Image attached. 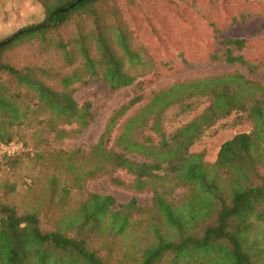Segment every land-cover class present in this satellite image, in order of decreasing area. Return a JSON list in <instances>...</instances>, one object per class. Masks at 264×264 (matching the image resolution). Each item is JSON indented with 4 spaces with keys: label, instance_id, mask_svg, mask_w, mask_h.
Segmentation results:
<instances>
[{
    "label": "trees",
    "instance_id": "obj_1",
    "mask_svg": "<svg viewBox=\"0 0 264 264\" xmlns=\"http://www.w3.org/2000/svg\"><path fill=\"white\" fill-rule=\"evenodd\" d=\"M212 2V11L227 5L226 0ZM236 19L235 12L225 16L230 24ZM71 28V38L55 41L57 32ZM212 28L222 51L210 54V61L239 64L249 75L226 73L162 89L120 125L112 140L119 120L142 100L120 107L90 151L95 168L77 175L80 182L125 170L134 182L126 185L114 179V183L137 192L150 190L152 207L144 209L134 200L120 205L111 196L92 194L76 205H66L50 220L39 210L1 199L0 264H264V83L250 78L264 60L254 57L251 62L242 53L251 46L248 39L218 42L216 36L223 29L214 24ZM32 40L55 48L68 65L80 60L61 81L60 90L48 83L55 79L49 70L18 69L9 61L10 50ZM137 40L117 0H55L45 21L0 40V143H12L14 127L29 125L32 111L65 117L81 133L89 125L91 104L79 108L72 87L102 80L115 92L133 85L151 64ZM175 53L188 61L182 52ZM173 55H166L169 64ZM138 86L145 84L141 81ZM198 96L209 97V106L167 134L162 127L164 113ZM34 97L38 102L33 103ZM238 112L252 122L251 133L224 142L214 163L206 162L203 153L190 152L208 129ZM147 131L156 134L159 142L145 135ZM19 155L5 158L10 162ZM56 178L52 176L49 187L62 192L65 205L70 190L67 185L57 189ZM181 187L188 193L176 198ZM146 210L149 216L140 217Z\"/></svg>",
    "mask_w": 264,
    "mask_h": 264
},
{
    "label": "rangeland",
    "instance_id": "obj_2",
    "mask_svg": "<svg viewBox=\"0 0 264 264\" xmlns=\"http://www.w3.org/2000/svg\"><path fill=\"white\" fill-rule=\"evenodd\" d=\"M117 1L123 8L128 24L138 36L137 45L145 49L151 64L133 85L115 92L102 80L75 84L72 88L79 108L91 104L89 125L81 133H77L80 128L77 124H67L65 117L60 118L50 111L40 114L32 111L29 125L14 127V141L0 145L22 147L18 152L20 155L9 160L10 162L5 158L10 156L0 150V200L17 204L22 209L39 210L50 220L57 218L66 205H76L92 194L111 196L120 205L134 200L144 209L151 208L153 193L150 190L137 192L114 183V179L126 185L134 182L135 177L125 170L117 169L108 175L101 174L96 178L77 181L78 174L84 175L88 169L95 168L89 159L90 151L99 142L113 114L138 98L142 100L119 120L112 140L119 134L120 125L162 89L177 82L226 73L240 72L248 76L247 69L239 64L210 61V54L222 51L216 45L212 24L223 29L216 36L218 42L230 38L248 39L251 46L242 53L249 56L251 62L254 57L264 60V12H261L264 0H226V6L216 7L218 11L211 10L210 4H214L212 0ZM54 2L55 0H0V40L10 37L21 28L45 21L49 5ZM104 8L105 6L102 7ZM230 12L237 14L235 23L225 21L226 14ZM203 17H208L210 21ZM73 34V28L62 30L56 33L55 41L58 38H71ZM177 51L182 52L188 61L184 63L175 53ZM168 53L170 58L175 53L171 64L166 59ZM7 57L18 69L49 70L55 79L48 83L56 90L61 89L63 78L80 62L77 60L74 66L66 64L61 53L45 45L42 40L24 42L10 50ZM131 74L135 75L134 72ZM250 78L264 83V66ZM141 81L145 84L143 88L138 86ZM35 102L38 99L34 97L33 103ZM209 104V97L198 96L172 106L162 117L164 131L169 135L173 134L200 116ZM251 131L252 122L246 114L233 113L208 129L191 147L190 152L203 153L206 162L214 163L224 142L237 134ZM145 135L159 142L153 132L147 131ZM130 157L139 160L134 155ZM71 165L82 169L73 171L69 168ZM52 176L57 177V189L65 185L69 187L70 193L65 205L61 199L62 192H53L49 187ZM78 184L81 185L77 187ZM187 193L181 187L176 190L175 197L181 198ZM113 209H117V206ZM148 216V210L140 215L142 218Z\"/></svg>",
    "mask_w": 264,
    "mask_h": 264
},
{
    "label": "built area",
    "instance_id": "obj_3",
    "mask_svg": "<svg viewBox=\"0 0 264 264\" xmlns=\"http://www.w3.org/2000/svg\"><path fill=\"white\" fill-rule=\"evenodd\" d=\"M22 146H15L14 148L11 146H4L0 145V150H4L5 153H7L9 156L17 154L21 150Z\"/></svg>",
    "mask_w": 264,
    "mask_h": 264
},
{
    "label": "water",
    "instance_id": "obj_4",
    "mask_svg": "<svg viewBox=\"0 0 264 264\" xmlns=\"http://www.w3.org/2000/svg\"><path fill=\"white\" fill-rule=\"evenodd\" d=\"M63 11H66V10H60V12H63Z\"/></svg>",
    "mask_w": 264,
    "mask_h": 264
}]
</instances>
